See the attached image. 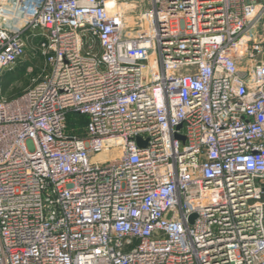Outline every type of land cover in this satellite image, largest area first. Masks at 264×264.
Wrapping results in <instances>:
<instances>
[{"label": "built area", "instance_id": "1", "mask_svg": "<svg viewBox=\"0 0 264 264\" xmlns=\"http://www.w3.org/2000/svg\"><path fill=\"white\" fill-rule=\"evenodd\" d=\"M263 198L264 0H0V264H264Z\"/></svg>", "mask_w": 264, "mask_h": 264}, {"label": "rangeland", "instance_id": "2", "mask_svg": "<svg viewBox=\"0 0 264 264\" xmlns=\"http://www.w3.org/2000/svg\"><path fill=\"white\" fill-rule=\"evenodd\" d=\"M44 58L40 54L34 55L31 59H27L26 63L18 64L11 70H6L3 74L8 80L6 89L7 96H15L20 94L31 82V80L41 74L46 66ZM114 152H110L106 156H112ZM103 156V155H101Z\"/></svg>", "mask_w": 264, "mask_h": 264}, {"label": "trees", "instance_id": "3", "mask_svg": "<svg viewBox=\"0 0 264 264\" xmlns=\"http://www.w3.org/2000/svg\"><path fill=\"white\" fill-rule=\"evenodd\" d=\"M4 75V74H3ZM8 76H6V78H7ZM6 78H4V76H2V79H1V86H2V89H3V91L6 89V87H7V84H8V80H6ZM263 200H264V198H263Z\"/></svg>", "mask_w": 264, "mask_h": 264}, {"label": "water", "instance_id": "4", "mask_svg": "<svg viewBox=\"0 0 264 264\" xmlns=\"http://www.w3.org/2000/svg\"><path fill=\"white\" fill-rule=\"evenodd\" d=\"M137 142H138V143H142L141 140H140L139 138H137ZM142 144H143V143H142ZM193 218H194V215L191 216V219H193Z\"/></svg>", "mask_w": 264, "mask_h": 264}]
</instances>
